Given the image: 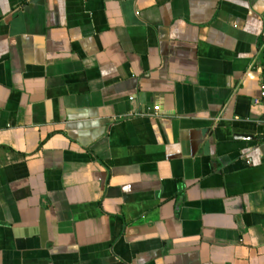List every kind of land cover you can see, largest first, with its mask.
I'll list each match as a JSON object with an SVG mask.
<instances>
[{"label":"crops","instance_id":"crops-1","mask_svg":"<svg viewBox=\"0 0 264 264\" xmlns=\"http://www.w3.org/2000/svg\"><path fill=\"white\" fill-rule=\"evenodd\" d=\"M262 88L264 0H0V264H264Z\"/></svg>","mask_w":264,"mask_h":264},{"label":"built area","instance_id":"built-area-1","mask_svg":"<svg viewBox=\"0 0 264 264\" xmlns=\"http://www.w3.org/2000/svg\"><path fill=\"white\" fill-rule=\"evenodd\" d=\"M262 91H264V89L262 88ZM262 97H263V99H264V93H262Z\"/></svg>","mask_w":264,"mask_h":264},{"label":"water","instance_id":"water-1","mask_svg":"<svg viewBox=\"0 0 264 264\" xmlns=\"http://www.w3.org/2000/svg\"><path fill=\"white\" fill-rule=\"evenodd\" d=\"M205 150H207V146H206V149Z\"/></svg>","mask_w":264,"mask_h":264}]
</instances>
